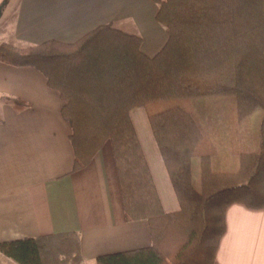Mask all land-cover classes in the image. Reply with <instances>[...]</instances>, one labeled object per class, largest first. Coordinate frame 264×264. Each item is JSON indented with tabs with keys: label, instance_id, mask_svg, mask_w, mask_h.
Here are the masks:
<instances>
[{
	"label": "trees",
	"instance_id": "obj_1",
	"mask_svg": "<svg viewBox=\"0 0 264 264\" xmlns=\"http://www.w3.org/2000/svg\"><path fill=\"white\" fill-rule=\"evenodd\" d=\"M152 2L167 36L153 57L141 52L140 37L101 25L73 43L50 40L23 49L0 43V62L35 68L59 93L71 128L72 171L111 144L126 219L148 223L151 245L99 256L96 264H215L228 207L264 209V0ZM228 96L238 122L261 109L259 151L241 153L234 171L216 172L211 160L218 148L189 103ZM140 107L178 202L175 212L163 209L131 120ZM0 254L15 264L84 261L78 233L0 242Z\"/></svg>",
	"mask_w": 264,
	"mask_h": 264
},
{
	"label": "crops",
	"instance_id": "obj_2",
	"mask_svg": "<svg viewBox=\"0 0 264 264\" xmlns=\"http://www.w3.org/2000/svg\"><path fill=\"white\" fill-rule=\"evenodd\" d=\"M2 4L0 43L18 49L50 40L73 43L108 24L140 36L141 52L147 57L155 56L167 40L155 20L157 7L151 0H2ZM3 98L21 100L27 106L18 108ZM220 101L222 114L229 120L224 116L215 125L222 136L210 134L218 148L211 160L216 172L225 171L222 165L231 158L235 164L241 153L259 151L258 138L241 146L238 140L243 133L236 128L238 124L231 126L235 104ZM61 107L59 93L48 87L38 70L0 62V242L78 233L82 264H96L102 255L149 247L148 223L126 219L110 142L85 167L72 171L71 128L61 116ZM141 109L131 111V120L163 209L175 212L179 205L154 138L151 140L148 118L142 114L144 111L147 117V112ZM218 139L226 140L231 153L219 146ZM199 171V158H194V186L195 180L199 183ZM225 223L215 264H264V209L231 205ZM0 264L15 263L0 254Z\"/></svg>",
	"mask_w": 264,
	"mask_h": 264
},
{
	"label": "rangeland",
	"instance_id": "obj_3",
	"mask_svg": "<svg viewBox=\"0 0 264 264\" xmlns=\"http://www.w3.org/2000/svg\"><path fill=\"white\" fill-rule=\"evenodd\" d=\"M1 1L2 0H0V3H1ZM108 25H111V24H108ZM164 31H165V29H164ZM135 36H138V35H135ZM138 37H140V36H138ZM141 41H142V39H141ZM141 45H142V43H141ZM140 49H141V47H140ZM220 100H225L226 102H231V103H234L235 104V99H234L233 96H228V97H204V98L192 99L190 101V103H189L190 108L196 113L197 117L200 119V122L204 125V130L207 133L211 134V135H214V134H212L214 132V133H217L218 136L219 135L222 136L221 133L218 134L219 128L217 126H215V125L216 124L217 125L221 124V121L224 118V116H226V118L229 120L228 115H224V113L222 114V111L223 110H222V106H221V101ZM144 109H141V110H144ZM226 110H227L228 113H230V109H229L228 103L226 105ZM142 114L144 115V118L147 119L146 114H145L144 111H142ZM261 117H262V111H261V109H257L252 115H250L248 118H246L243 121V123L242 122H238V120H237L236 117L233 119V121H232V118H231V126H234V125L238 124V127H236V128H238L240 130V132L243 133V136L241 135V138L238 140V142H240L241 146L243 145V142L244 141H248L251 144L252 141L255 138L256 139L258 138V129H259V123L261 121ZM229 123H230V121H229ZM146 124H147V120H146ZM140 129H142V128L140 127ZM149 134L151 136V133L150 132H149ZM143 135L144 134H142V136ZM147 136H148V133H147ZM152 138L153 137L151 136V140H153ZM221 139H218L219 146L223 147V150L225 152H228V150H229V152L231 153L232 147L229 146L228 143H226V140L222 143L221 142ZM224 139H227V137H224L223 136V140ZM238 142H237V144H238ZM155 149H156V147H155ZM255 150H257V149H255ZM250 151H254V150H250ZM222 169L225 170V171H234L235 169H237V161L234 164L233 159L232 158L229 159L227 162L224 163V165H222ZM192 180H193V178H192ZM195 186H198V188L195 187ZM195 186L194 187L196 189H199L200 188V179H199V183L195 180ZM239 205H241V204H239ZM250 210H254V209H250Z\"/></svg>",
	"mask_w": 264,
	"mask_h": 264
},
{
	"label": "water",
	"instance_id": "obj_4",
	"mask_svg": "<svg viewBox=\"0 0 264 264\" xmlns=\"http://www.w3.org/2000/svg\"><path fill=\"white\" fill-rule=\"evenodd\" d=\"M2 6H3V4H2V5H0V16H1V10H2Z\"/></svg>",
	"mask_w": 264,
	"mask_h": 264
}]
</instances>
